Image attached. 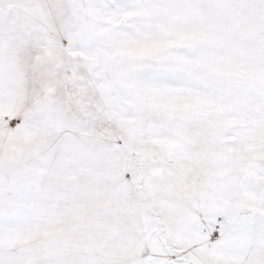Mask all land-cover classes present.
<instances>
[{"label": "snow or ice", "instance_id": "obj_1", "mask_svg": "<svg viewBox=\"0 0 264 264\" xmlns=\"http://www.w3.org/2000/svg\"><path fill=\"white\" fill-rule=\"evenodd\" d=\"M0 264H264V0H0Z\"/></svg>", "mask_w": 264, "mask_h": 264}]
</instances>
